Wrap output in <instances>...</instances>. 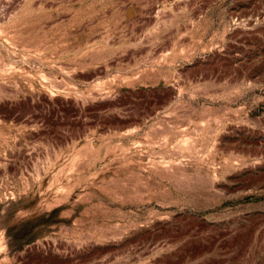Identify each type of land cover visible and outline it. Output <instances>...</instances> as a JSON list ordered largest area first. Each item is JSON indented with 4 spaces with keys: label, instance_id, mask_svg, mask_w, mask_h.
Listing matches in <instances>:
<instances>
[{
    "label": "rangeland",
    "instance_id": "rangeland-1",
    "mask_svg": "<svg viewBox=\"0 0 264 264\" xmlns=\"http://www.w3.org/2000/svg\"><path fill=\"white\" fill-rule=\"evenodd\" d=\"M0 264H264V0H0Z\"/></svg>",
    "mask_w": 264,
    "mask_h": 264
}]
</instances>
